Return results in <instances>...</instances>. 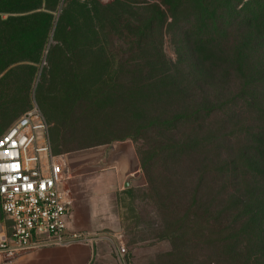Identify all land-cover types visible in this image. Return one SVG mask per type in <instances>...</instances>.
I'll list each match as a JSON object with an SVG mask.
<instances>
[{
    "label": "rangeland",
    "instance_id": "obj_1",
    "mask_svg": "<svg viewBox=\"0 0 264 264\" xmlns=\"http://www.w3.org/2000/svg\"><path fill=\"white\" fill-rule=\"evenodd\" d=\"M176 5L175 0L60 1L49 41L59 44L58 50L50 60L45 51L36 69L0 81V90L10 89L0 92V120L15 123L37 105L53 150L64 141L71 176L98 184L92 194L103 204L104 232L114 236L107 263L264 264V135L255 138L250 131L264 128V107L243 109L233 125L225 117L213 154L202 148L197 155L169 153L172 143L193 141L206 122L181 125L180 136H173V126L160 131L161 138L152 132L156 126L144 129L161 113L189 106L164 103L161 92L171 89L173 80L189 88L195 107H220L244 84L264 94V47L253 31L231 32L236 37L230 38L229 51H240L237 77L241 72L245 81L233 80L225 50L200 48L204 40L162 17ZM193 45L199 47L194 56ZM161 76H168L165 82ZM113 89L123 91L122 109ZM128 148L136 153L140 172L128 178L126 188L114 166ZM68 183L74 198L81 197L82 186Z\"/></svg>",
    "mask_w": 264,
    "mask_h": 264
},
{
    "label": "trees",
    "instance_id": "obj_2",
    "mask_svg": "<svg viewBox=\"0 0 264 264\" xmlns=\"http://www.w3.org/2000/svg\"><path fill=\"white\" fill-rule=\"evenodd\" d=\"M61 0H57L55 3L59 6ZM177 5L175 9L170 10L169 14L162 13V17L167 16L172 17L175 25H182L185 32L191 33L195 37L196 40L203 41L201 42L200 48H211V50L222 51L225 50L226 57L229 59L230 66L232 70L230 71V77L233 80H242V73L240 72L237 77L238 64H241L242 56L240 51L235 50L232 54L229 51V47L232 45L230 38L236 37L234 34H231L233 30L235 31L237 28V34L242 33L243 28H245V33H250L253 31V35H255V41L258 46L264 47V0H175ZM180 6H185V8L180 9ZM219 6V7H217ZM218 9H217V8ZM49 22L52 20L51 14L47 15ZM167 18V19H168ZM243 27V28H242ZM248 31V32H247ZM205 32V34H204ZM259 32V33H257ZM52 33V27L49 29V34ZM204 34V35H203ZM202 38V40H201ZM237 42V38L234 40ZM245 43V42H243ZM196 46L193 45L190 48L191 55L194 56L196 52ZM49 47V48H48ZM213 47V48H212ZM59 44H54V42H48L46 45L41 46V56L44 55L45 51L49 53L48 60H50L52 55L58 50ZM239 53V55H238ZM199 56V55H198ZM240 57V58H239ZM199 59V58H198ZM42 60V59H41ZM41 60H35L30 62H24L20 60H15L9 62L10 66H16L17 70L21 69H36V65L41 62ZM25 63H32L31 67L25 66ZM245 61H243V66H245ZM196 67L198 63L194 64ZM240 67V66H239ZM5 71V70H4ZM243 71V70H241ZM13 71H10L8 75L4 76L0 79L3 82L4 79L12 77ZM19 70L16 72V76L19 75ZM165 76L162 79L163 82L166 81ZM240 78V79H239ZM185 80V79H184ZM173 85L171 89H164L161 92V97L165 98L164 103L172 100L173 103H178L185 106L181 112H175L173 114H163L161 113L159 118H153L148 120V124L144 127V129L152 130L157 127L154 134L158 137H162L159 135V132L167 129L168 127H174L172 131L173 136H180L178 128L181 125H199L200 122L205 123L207 128L203 131L194 134L193 141H185L179 144L172 143V148L169 149V153L173 156L179 155V151H186L187 154L194 153L199 154L200 149H206L208 154L214 153V149L217 147L218 138H220L219 134L222 131L223 122L225 123L224 118L226 117L230 124L233 125L234 120L233 117L239 116L242 113L243 109H249L254 107V109L258 112L259 108L264 107V94L258 91L256 88L249 87L248 84H244L241 86L240 90L236 93H231V98L229 101L224 102L222 106L215 107V105H210L208 103H202L201 107H195L192 105L193 97L190 95V90L183 84H179L176 80H173ZM186 82V81H185ZM113 97L117 101V107L122 109L121 99L123 98V91L121 89H113ZM194 90V89H192ZM198 102V101H197ZM208 102V101H207ZM27 102L25 101V104ZM192 105V106H190ZM226 109V110H225ZM223 110V112H222ZM225 110V111H224ZM261 125H264V109L261 110ZM257 117V116H256ZM256 117L253 118L252 121L256 120ZM257 121V120H256ZM217 123V124H216ZM236 127V126H234ZM253 132V136L264 135V128H256ZM162 143H165L163 136ZM210 140L208 144H205L206 148L201 147L203 140ZM211 141H214V146ZM110 141L104 142L99 145L108 144ZM64 147V141L61 140L58 144L57 150L54 152L56 154H64L62 153ZM68 152V151H67ZM215 155V154H214ZM211 158V157H210ZM211 164V163H210Z\"/></svg>",
    "mask_w": 264,
    "mask_h": 264
},
{
    "label": "built area",
    "instance_id": "obj_3",
    "mask_svg": "<svg viewBox=\"0 0 264 264\" xmlns=\"http://www.w3.org/2000/svg\"><path fill=\"white\" fill-rule=\"evenodd\" d=\"M67 154L52 148L49 127L34 105L0 136V204L10 232L0 235V264L19 252L77 239L68 235L73 204Z\"/></svg>",
    "mask_w": 264,
    "mask_h": 264
},
{
    "label": "crops",
    "instance_id": "obj_4",
    "mask_svg": "<svg viewBox=\"0 0 264 264\" xmlns=\"http://www.w3.org/2000/svg\"><path fill=\"white\" fill-rule=\"evenodd\" d=\"M49 1L51 5L48 6ZM57 0H0V79L13 71L16 76V66L9 62L20 60L30 62L41 60V46L50 41L49 29L56 31L54 21L58 13ZM62 2V0H61ZM53 17L51 22L47 15ZM31 67L32 63H25ZM5 70V71H4ZM9 87V86H8ZM2 91L7 88H1ZM0 90V92H2ZM6 92H10V89ZM14 124L13 120H0V135ZM118 171V178L124 183L129 177L139 174L138 157L128 148L127 152L117 157L114 166ZM107 175L104 179H106ZM78 185L82 186L81 197L74 198L73 191L68 183V193L73 204L67 219L69 236L78 238L64 245H51L33 248L19 252L14 258L9 259V264H112L107 263L109 254V241L114 236L104 232L103 204L93 196L98 190V184L87 182L80 176L71 177ZM70 179V180H71ZM83 196V197H82ZM10 232V222L5 217L0 204V235ZM6 256L0 253V263Z\"/></svg>",
    "mask_w": 264,
    "mask_h": 264
},
{
    "label": "water",
    "instance_id": "obj_5",
    "mask_svg": "<svg viewBox=\"0 0 264 264\" xmlns=\"http://www.w3.org/2000/svg\"><path fill=\"white\" fill-rule=\"evenodd\" d=\"M125 187H126V188L130 187V181H129V180L126 181V183H125Z\"/></svg>",
    "mask_w": 264,
    "mask_h": 264
}]
</instances>
